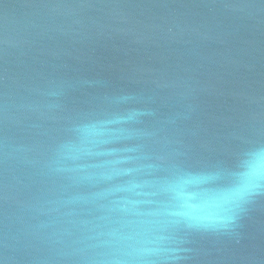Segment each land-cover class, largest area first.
I'll return each mask as SVG.
<instances>
[{
  "label": "water",
  "instance_id": "obj_1",
  "mask_svg": "<svg viewBox=\"0 0 264 264\" xmlns=\"http://www.w3.org/2000/svg\"><path fill=\"white\" fill-rule=\"evenodd\" d=\"M264 0H0V264H264Z\"/></svg>",
  "mask_w": 264,
  "mask_h": 264
},
{
  "label": "clouds",
  "instance_id": "obj_2",
  "mask_svg": "<svg viewBox=\"0 0 264 264\" xmlns=\"http://www.w3.org/2000/svg\"><path fill=\"white\" fill-rule=\"evenodd\" d=\"M264 157V155L257 154L256 158ZM250 175L254 178H259L261 175H264V166L260 164H256L255 166L250 168Z\"/></svg>",
  "mask_w": 264,
  "mask_h": 264
}]
</instances>
